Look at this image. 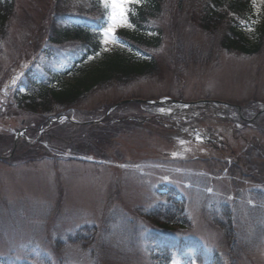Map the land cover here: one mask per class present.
<instances>
[{
    "label": "rangeland",
    "instance_id": "1",
    "mask_svg": "<svg viewBox=\"0 0 264 264\" xmlns=\"http://www.w3.org/2000/svg\"><path fill=\"white\" fill-rule=\"evenodd\" d=\"M13 2L7 31L0 33V258L14 251L20 262L30 255L42 264L45 260L57 264L53 254L75 264H95L100 258L99 264H154L145 251L147 233H165L149 215L163 200L159 184L169 183L186 197L188 221L180 228L169 224L170 231L165 232L201 242L209 252L227 253L228 226L210 216L218 215L227 203L244 245L235 242L231 250L237 244V254L230 256L232 260L223 255L221 262L233 264L238 257L235 264H264V44L253 55L228 51L217 33L197 26L186 5L172 2L168 13L152 18L145 31L159 39L158 46L133 41L139 52H147L138 57L153 60L150 73L93 87L62 109L69 111V119L62 117L61 125L42 130L39 123L47 115L27 111L17 99L26 95V89L16 85L44 43L67 45L68 52L58 56L53 69L63 73L60 87L74 84L105 57L134 53L118 32L133 40L127 36L134 29L130 16L142 0L130 4L128 23L116 29L115 39L109 37L105 44L102 31L96 34L101 50L76 62L77 68L69 59L80 42L60 39L56 30L71 32L84 23L76 13L91 9L86 15L97 16L98 9H106L101 0V6L88 9L79 0ZM250 6L242 31L247 42L255 43L264 23V0H251ZM71 12L60 21L61 14ZM106 22L107 18L104 27ZM166 96L199 102L190 107L147 103ZM126 100L130 102L116 106ZM214 101L228 102L230 108ZM218 108L222 110L216 116ZM181 125L202 127L205 133L217 130L228 146L207 152L193 144L195 131L183 133ZM170 153L187 161L175 162ZM26 155L38 160L19 163ZM211 156L213 162H192ZM93 223L100 228L93 245L94 238L87 249L78 244L55 249L57 238ZM166 264L185 263L176 258Z\"/></svg>",
    "mask_w": 264,
    "mask_h": 264
},
{
    "label": "trees",
    "instance_id": "2",
    "mask_svg": "<svg viewBox=\"0 0 264 264\" xmlns=\"http://www.w3.org/2000/svg\"><path fill=\"white\" fill-rule=\"evenodd\" d=\"M175 1H178L180 5L187 6L185 11L191 14L192 19H197L199 28L206 32L217 33L222 48L253 55L259 53L264 44V23L258 31L255 43L247 42L242 31L244 26L242 23L245 20L248 21L247 17L251 10L248 0H174V2L172 0H144L132 15L135 30L127 36L133 39L132 41L158 46L159 39L157 37L146 36V26L152 23V18L166 15L169 4L173 2L176 5ZM13 7V0L0 3L1 34H5L7 31L6 22L13 14ZM152 25L155 26V24ZM159 31L161 32V30ZM56 34L60 39L78 38L97 47L95 37L88 31L73 30L70 32L66 29H57ZM134 56V54H129V56L113 54L105 57L96 66L87 68L81 76L76 78L74 84L59 89L58 87L41 86L36 94L23 98V107L29 111L49 114L56 110H62L76 99L80 100L86 91L88 92L100 84L109 83L113 79L122 80L127 76L138 77L150 73L153 60L135 59Z\"/></svg>",
    "mask_w": 264,
    "mask_h": 264
},
{
    "label": "snow or ice",
    "instance_id": "3",
    "mask_svg": "<svg viewBox=\"0 0 264 264\" xmlns=\"http://www.w3.org/2000/svg\"><path fill=\"white\" fill-rule=\"evenodd\" d=\"M140 3L141 0H101L107 11L106 26L101 30L104 36V43H108V38L115 39L116 29L128 23V12L131 10V3Z\"/></svg>",
    "mask_w": 264,
    "mask_h": 264
}]
</instances>
